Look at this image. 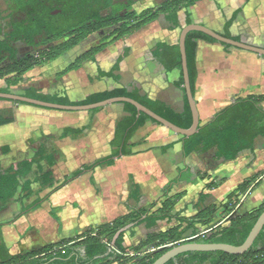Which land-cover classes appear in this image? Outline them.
Listing matches in <instances>:
<instances>
[{"label": "crops", "instance_id": "1", "mask_svg": "<svg viewBox=\"0 0 264 264\" xmlns=\"http://www.w3.org/2000/svg\"><path fill=\"white\" fill-rule=\"evenodd\" d=\"M147 1L154 4L150 7L158 9L165 0ZM187 11L193 23L264 48V0H198L193 6L179 12V26L161 15L137 32L114 42L103 39L118 26L104 29L54 61L31 69L24 75V80L11 90L25 93V89L32 86L43 94L67 96L70 101L79 102L94 93L119 88L128 91L137 89L142 95L181 112L185 103L184 92L176 85L181 77L180 71H168L157 54L155 56V50L159 44H167L168 51L179 45L181 31L187 25ZM101 43L108 45L96 55L95 60H87L80 68L62 74L78 57ZM15 45L19 57L38 52L25 41ZM119 59L120 69L115 72L116 76H111L109 72ZM196 61L195 98L201 124L211 120L217 112L238 98L264 95V56L235 47L226 48L220 42L198 39ZM7 64L8 59L0 64V68ZM0 86H5L4 80L0 81ZM0 101L3 117L14 118L13 122L0 125V161L4 166L0 169H6L15 160L34 157L44 144L48 154L53 155L54 162L50 164L43 160L41 165L45 171H52L55 184L49 187L54 189L75 171L114 153L116 147L112 141L118 123L127 115L124 103L110 104L96 111H61L6 99ZM262 106L264 108V102ZM66 129H81L82 133L65 136ZM130 148L133 155L114 156V164L86 171L54 191L53 199L49 197L40 208L16 222L12 219L21 210V203L18 196L9 202L0 211V224H5L2 234L10 252L25 253L67 238H77L88 229L98 228L146 208L142 206L143 198L145 202L157 203L158 206L168 186L172 187L170 195L184 193L175 207L180 217L195 218L212 206L214 209H210V217L214 227L226 226L233 216L243 215L264 203V136L257 138L253 150L242 151L233 161L215 158V148L208 152L195 151L185 157L181 135L147 120L130 140ZM31 149L33 155L22 158L14 156L18 152H30ZM75 159L71 168L58 171L59 163L66 164ZM117 172L120 176H117ZM126 174L140 185V202L131 198L132 186L126 188ZM247 180L251 181L249 189L239 196V204L227 215L224 205L229 195ZM82 181L85 185L81 184ZM210 183L215 184L212 189L207 187ZM100 185L102 189L97 191ZM160 187L164 189L162 194L155 196ZM72 199L81 202V208L62 207ZM129 200H133L135 205H131ZM219 215H223V219L217 220ZM23 221H26L25 224H22ZM178 224L177 220H160L150 229L146 224L136 227L130 224L131 227L126 230L125 245H137L149 233L167 231ZM47 226L51 228L50 233ZM132 228L133 234L130 232ZM141 229L147 231L145 237L131 243L130 239L135 238Z\"/></svg>", "mask_w": 264, "mask_h": 264}, {"label": "trees", "instance_id": "2", "mask_svg": "<svg viewBox=\"0 0 264 264\" xmlns=\"http://www.w3.org/2000/svg\"><path fill=\"white\" fill-rule=\"evenodd\" d=\"M8 1L15 13L11 23L6 22L0 11V64L8 59V64L0 68V81H5V86H0V92L7 93L12 92L11 88L19 85L24 80V75L28 71L36 66L54 61L66 51L99 31L118 26L113 32V34L115 33L114 39L118 40L137 32L142 27L157 20L161 15H165L166 20L173 25L179 26V12L183 8L187 9L193 6L198 0H165L158 9L149 8L140 13L132 10L127 11L123 15L121 14L123 10L130 9L132 2L130 4L122 3L117 5L114 0H93V5L90 6L92 0ZM89 7H92V11ZM104 10H109V13L102 15L101 12ZM54 12L59 13L56 14ZM22 13L26 14L25 18H19V14ZM192 23L190 13L187 11L186 24ZM223 35L233 38L228 34ZM65 37L69 38L55 45L42 48L36 54H27L24 57H19V52L15 45L19 41H25L31 46H45L54 40H60ZM108 37H106V40ZM198 39L218 42L199 31H192L187 36L186 51L194 96L196 94L197 81L196 57ZM233 39L238 40L236 38ZM106 40L104 39V41ZM106 45L108 43H101L92 47L78 57L75 63L71 64L62 74L80 68L87 60H95L96 55ZM223 45L226 48L231 47ZM168 48L167 44H159L155 50V56L157 54L159 59L166 65L168 71L174 69L180 71L181 77L176 85L184 92L185 103L181 112L173 110L161 101L142 95L137 89L128 91L125 88H119L94 93L79 102H72L67 96L43 94L32 86L26 88L24 94L35 99L76 105L91 104L117 96H127L137 100L174 124L182 128H190L193 123V116L185 93L180 46L177 45L171 48L174 51L171 49L168 51ZM119 69L120 59L109 74L116 76L115 72ZM263 102L264 95H250L245 98H238L217 112L208 122L200 123L196 134L191 137L182 136L184 156L188 157L199 150L208 152L215 148V158L233 161L238 158L242 151L253 150L257 138L264 136ZM124 105L127 115L118 123L115 137L112 141V145L116 147L114 153L110 157L100 159L67 176L51 193L66 186L88 170L95 169L98 166L114 164V156L133 155L130 148V140L136 131L147 120L159 124L145 113H141L138 117V110L135 106L129 103H124ZM98 109H95V111ZM13 121L14 118H5L0 111V125ZM69 133L80 134L82 130L66 129L63 135L66 136ZM43 160H47L50 164L54 162L53 155L48 154L46 146L41 144L34 157L15 160L6 169H0V211L17 196L18 201L21 203V210L12 219L14 222L27 213L40 208L51 195L50 193L44 197L37 195L32 199L35 195L33 190L34 183L39 184L42 189L55 184L52 171H45L41 165ZM32 175L34 177L31 179ZM131 180V198L140 202V185L135 182L132 176ZM250 182L249 180L245 181L236 191L229 195L228 201L224 205L227 215L235 210L240 202L239 196L247 192ZM214 186L215 184L210 183L207 187L212 189ZM171 192L172 187L168 186L159 206H157V203H152L149 208H141L98 228L88 229L77 238H67L25 253L12 254L10 252L2 234V227L5 224L1 223L0 264H152L171 247L186 241L241 245L245 242L264 211L263 203L250 212L233 216L226 226L218 225L214 227L211 225L213 219L210 217V209H214L212 206L207 208V211L199 213L195 218L180 217L175 212V207L184 193L170 195ZM202 195L204 197L208 196V194ZM29 200L30 202L27 203ZM160 220H168L169 222L177 220L179 224L167 231L149 233L137 245L129 247L125 245L126 230L122 231L114 242L116 234L130 224L135 227L146 224V227L150 229L154 228ZM201 227H204V229L201 230ZM132 230L133 228L130 232L133 234ZM190 231V235H187ZM261 240H264V228L252 248L244 254L231 255L223 251H193L183 253L170 260L167 264H204L206 262H209V264H264V244H260Z\"/></svg>", "mask_w": 264, "mask_h": 264}, {"label": "water", "instance_id": "3", "mask_svg": "<svg viewBox=\"0 0 264 264\" xmlns=\"http://www.w3.org/2000/svg\"><path fill=\"white\" fill-rule=\"evenodd\" d=\"M192 31L202 32L214 38L216 41L222 44L229 45L231 47L239 48L242 50H246V51L257 53L259 55L264 56V48L245 43L241 40L238 41L233 38L226 37L223 34L203 24L192 23V24H189L183 27L181 34H180L179 46H180V52L182 56L185 93H186L188 103H189L192 116H193V123L190 128H182L174 124L173 122L167 120L166 118L162 117L161 115L147 108L146 106H144L137 100L131 97H127V96H117V97L109 98L103 101H99V102H95L91 104H82V105L54 103L50 101L35 99V98L25 95L24 93H17L13 91L8 92V93L0 92V98L10 100V101L20 102L22 104L38 106V107H42L46 109L61 110V111H87V110H95L98 108H102L104 106L114 104V103H129L137 108L138 117L141 115V113H145L151 119L155 120L162 126L175 132L176 134H179L185 137H191L197 133L198 128L201 123L197 101H196V98L193 94L192 87H191L190 74H189V68H188V58H187V51H186L187 36ZM130 227L131 225H128L125 228H123L121 231H119L114 238V242L122 231H125ZM263 228H264V211L258 218L257 222L252 228L245 242L241 245H232V244H227V243H206V242L186 241V242H183L181 244L171 247L168 251H166L163 255H161L152 264H167L170 260L175 259L176 257H178L179 255L183 253L193 252V251L195 252L196 251L197 252L223 251L231 255H241V254L246 253L248 250L252 248L256 239L262 232Z\"/></svg>", "mask_w": 264, "mask_h": 264}, {"label": "rangeland", "instance_id": "4", "mask_svg": "<svg viewBox=\"0 0 264 264\" xmlns=\"http://www.w3.org/2000/svg\"><path fill=\"white\" fill-rule=\"evenodd\" d=\"M126 0H124V2H125ZM151 1H147V0H139L138 2L136 1V3H135V6H133V9L137 12V13H140L142 10H143V8H145V9H149V8H153V7H150V6H152V5H154L153 3H150ZM144 9V10H145ZM0 11H1V13H2V15H3V17L5 18V20H6V22H8V23H11V20H12V17L15 15V13H14V10L12 9V7H11V4H10V2L8 1V0H0ZM18 16V15H17ZM25 16H26V14H24V13H22V14H19V18H25ZM109 36V37H108ZM106 35V37H108L109 39H111V41L112 42H114V41H116V39H113L114 37H115V33L113 34V32L110 34V35ZM106 37H105V40H106ZM107 38V40L106 41H108L109 39ZM104 40V39H103ZM56 43V42H55ZM58 43V42H57ZM21 46V45H20ZM44 47V45H42V46H36L35 47V50H37V51H39V50H41L42 48ZM20 49H21V51L23 52V50H22V47H20ZM17 93H22V92H17ZM1 102V101H0ZM39 145V142H37L36 143V146H38ZM34 148H35V145H34ZM32 149L30 150V152H28V151H26V152H18V153H16L14 156L15 157H17V158H22V157H25V156H30V155H33L34 153H32ZM75 162H76V159L75 160H71V161H68V163H66V164H60L59 163V172L60 171H65V170H67V169H69V168H71L74 164H75ZM4 166H3V161H0V168H3ZM117 174V176H120V173L119 172H117L116 173ZM53 175H54V173H53ZM34 177V175H32L30 178L32 179ZM62 179V178H61ZM126 179H127V187L126 188H129L130 189V187H131V180L128 178V175L126 174ZM81 184H83V185H85V182L84 181H82L81 182ZM53 187L51 188V187H47V188H43V189H41V187H40V185L39 184H33V190H34V196L36 197L37 195H40V196H46V194H51L50 195V200L51 199H53V196L56 194V193H51L52 191H53ZM97 191H101V189H102V187H101V185H100V187H97ZM163 190L164 189H162V187H160V188H158L157 189V193L155 194V196H158V195H160V194H162V192H163ZM34 197V198H35ZM243 198V197H242ZM245 198H243V200H244ZM148 201H150V200H148ZM129 202H130V204L131 205H135V203L133 202V200H129ZM14 203V202H13ZM12 203V204H13ZM27 203H29V202H27ZM81 202H79L78 200H75V199H72V200H70V201H68V202H65L63 205H62V207H64L65 205H69V207L71 208V207H76V209H79V207L81 208ZM142 206L143 207H146V208H148V207H150L151 206V202L150 203H148V202H145V200H144V198H143V202H142ZM158 206H159V204H158ZM244 210V209H243ZM50 210L48 209L47 210V212H49ZM83 212V211H82ZM66 213V212H65ZM12 219V218H11ZM221 219H223V215H219V218H217V220H221ZM25 222L26 221H23V223L22 224H25ZM69 223H71V222H69ZM67 225H68V223H67ZM47 231L49 232V230H51V228L49 227V226H47ZM159 229H161V228H159ZM51 232V231H50ZM49 232V233H50ZM49 233H47V234H49ZM146 233H147V231L145 230V229H141L140 230V233H138V235L135 237V238H133V239H130V241H131V243H134V242H136L137 240H139V239H142V238H144L145 237V235H146ZM52 234H55V233H52ZM55 238H57V235L55 234ZM260 244H264V240H261L260 241ZM204 264H209V262H206V263H204Z\"/></svg>", "mask_w": 264, "mask_h": 264}, {"label": "flooded vegetation", "instance_id": "5", "mask_svg": "<svg viewBox=\"0 0 264 264\" xmlns=\"http://www.w3.org/2000/svg\"><path fill=\"white\" fill-rule=\"evenodd\" d=\"M136 1L138 2L139 0H126L125 2H124V0H114V2H115V4H117V5H120V4H122V3H125V4H130L131 2H132V6L130 7V9H124L123 10V12L121 13L122 15L123 14H125V13H127V11H132V10H134L133 9V6H135V3H136ZM93 0L91 1V3H90V6L91 5H93ZM90 9H91V11H92V7H89ZM60 11V10H59ZM135 11V10H134ZM54 13H59V12H54ZM102 13V15H107L108 13H109V10H104V11H102L101 12ZM69 37H65V38H63V39H60V40H54V41H52L50 44H48V45H45L43 48H45V47H49V46H52V45H55V44H57V42L59 43V42H62V41H64V40H67ZM56 42V43H55ZM33 47H36V46H33Z\"/></svg>", "mask_w": 264, "mask_h": 264}]
</instances>
